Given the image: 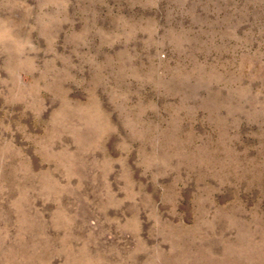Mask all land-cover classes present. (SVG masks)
<instances>
[{"label": "rangeland", "instance_id": "obj_1", "mask_svg": "<svg viewBox=\"0 0 264 264\" xmlns=\"http://www.w3.org/2000/svg\"><path fill=\"white\" fill-rule=\"evenodd\" d=\"M0 264H264V0H0Z\"/></svg>", "mask_w": 264, "mask_h": 264}]
</instances>
